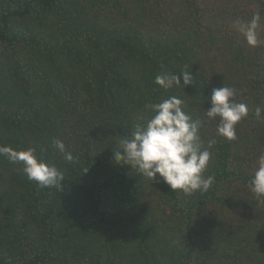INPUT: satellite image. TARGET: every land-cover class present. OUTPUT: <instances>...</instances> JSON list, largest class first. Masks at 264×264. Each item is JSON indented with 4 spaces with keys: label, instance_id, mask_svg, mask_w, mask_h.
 Listing matches in <instances>:
<instances>
[{
    "label": "trees",
    "instance_id": "trees-1",
    "mask_svg": "<svg viewBox=\"0 0 264 264\" xmlns=\"http://www.w3.org/2000/svg\"><path fill=\"white\" fill-rule=\"evenodd\" d=\"M256 12L264 41V0H0V146L35 148L64 177L39 187L0 155V264H264V203L249 183L264 154V43L233 26ZM165 71L193 84L165 90ZM223 85L248 106L233 141L205 113ZM171 96L200 121L206 192L113 162L151 118L145 104Z\"/></svg>",
    "mask_w": 264,
    "mask_h": 264
},
{
    "label": "clouds",
    "instance_id": "clouds-1",
    "mask_svg": "<svg viewBox=\"0 0 264 264\" xmlns=\"http://www.w3.org/2000/svg\"><path fill=\"white\" fill-rule=\"evenodd\" d=\"M261 21V14L256 12L250 21L237 20L233 26L247 45L255 48L264 43L258 35ZM193 81L190 71L179 74L165 71L155 78L156 85L165 90L174 86L185 88ZM235 95L231 87L214 88L210 99H207L211 106L205 111L210 120L219 118L217 135L228 141L236 139V125L248 116L247 104L236 103ZM183 103L180 98L171 96L159 103L145 104V110L152 113L151 118L144 123V118L140 117L141 122L134 125L131 135L120 139L121 150H113V162L135 169L152 184L162 180L171 191L178 190L184 194L206 192L215 180L213 176L203 175L211 153L203 146L199 135L200 121L193 120L183 110ZM254 115L257 120L264 119V108L257 106ZM214 143V140L210 141L208 147ZM53 144L65 160L71 162L74 159L61 140L57 139ZM0 155L6 156L11 163L22 164L28 180L36 182L39 187L61 186L63 173L40 159L35 148L17 151L9 146H0ZM249 183L258 202L264 203V154L258 157V167Z\"/></svg>",
    "mask_w": 264,
    "mask_h": 264
}]
</instances>
